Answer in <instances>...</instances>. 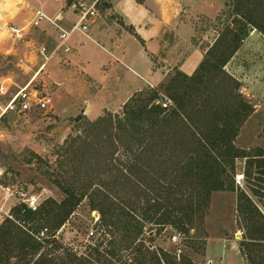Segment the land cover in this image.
<instances>
[{
	"label": "trees",
	"instance_id": "16d2710c",
	"mask_svg": "<svg viewBox=\"0 0 264 264\" xmlns=\"http://www.w3.org/2000/svg\"><path fill=\"white\" fill-rule=\"evenodd\" d=\"M227 5L232 7V21L192 75L178 70L162 84L163 92L152 89L133 95L122 114L94 121L82 113L74 118L87 129L58 150L56 182L64 198H48L36 210L24 203L15 207L16 219H7L0 226V264H55L49 258L53 250L48 246L85 199L100 213L111 239L114 232L121 235L125 242L118 248L137 256L139 264H196L187 254L152 250L144 243L145 234L166 226L183 236L188 234L197 219L202 221L214 192L238 188V158H249L250 175H264V152H248L237 146L240 130L254 106L241 91L240 81L225 68L251 30L264 35V0H231ZM101 127L109 134L105 146L102 136L95 133ZM95 141L102 143L99 161L88 160L85 168L74 174L66 167L72 153L82 150L84 154L85 147ZM159 158L163 163L160 171L154 165ZM252 193L258 195L257 191ZM237 211L245 231L241 252L248 264H264V212L242 189ZM36 219L44 220L47 230V226L52 228L44 235V253L42 243L27 231ZM14 249L17 258L9 254ZM110 249L107 255L111 258L97 260L113 264L111 259L118 254L115 247ZM78 261L89 264L88 260Z\"/></svg>",
	"mask_w": 264,
	"mask_h": 264
},
{
	"label": "rangeland",
	"instance_id": "374dc122",
	"mask_svg": "<svg viewBox=\"0 0 264 264\" xmlns=\"http://www.w3.org/2000/svg\"><path fill=\"white\" fill-rule=\"evenodd\" d=\"M77 1L80 0H0V85L9 83L14 87H24L39 84L40 89L52 92L54 97V106L49 111L7 114L0 119V226L7 219H16L14 209L20 204L21 190L37 196L38 207L43 206L48 198L58 201L64 198V193L56 182L59 172L56 170L59 161L58 150L69 138L85 134L86 125L74 121V118L84 114L83 111L78 112L84 103L83 99L96 88L85 80L81 82L76 75V78L67 75L64 72L66 64L53 63L44 56V45L50 52L55 49L57 43V40L53 41L54 34L50 35L48 31V27L52 26L49 22H43L39 27H27L21 38H16L10 27L26 26L37 10L44 9V2L55 7L61 4L63 11L71 13L73 4ZM230 1L226 0L219 8L216 7L211 16L207 10L206 14L203 10L192 12L188 24H191L194 34L191 37L171 35L167 40V47L155 59L157 66H167L166 70H169L164 79L155 87L144 86L134 95L152 89L163 92L162 84L167 83L179 70L178 66L190 50L201 47L203 51H207L233 19L232 7L227 5ZM103 7V0H98V14ZM252 32L256 34L251 36ZM48 35L51 36L50 41H47ZM225 68L240 81L241 91L254 106V112L240 130L237 146L248 152H264V35L256 29L251 30ZM123 110L124 105L117 111L106 110L97 118L85 116L94 121L109 115L122 114ZM95 133L99 137L102 136L103 145H107V142H104L109 138L106 128H98ZM102 143L97 144L95 141L93 146L85 147L84 154L82 150L74 151L72 156L68 157L66 167L76 174L75 170L85 168L88 160H92V163L99 161L103 154L100 148ZM160 159L154 164L155 169L159 171L163 168ZM171 164L169 163L170 166ZM248 167L249 158L236 160V173H244L245 181L242 185L236 181L238 188L235 191L214 192L203 210L202 221L197 219L196 227L188 234L184 232L180 242L172 240V236L179 232L172 226H166L161 231L155 227L153 233L147 232L143 238L144 243L152 250L164 249L172 254H187L196 264H248L247 257L242 252L244 261L233 251H228V257L224 260V251L230 248L234 241H237L240 249L245 232L240 226L242 219L237 211L240 190H247L264 212V175H250ZM251 189L257 191L258 195L255 196ZM32 226L27 231L42 243L41 253H44V241L47 240L39 237L42 230L49 234L52 228L47 226V230L44 220L40 219H36ZM108 233L102 225L100 213L93 210L85 199L56 232V239L48 246L53 250L49 258L51 261L55 260V264H80L78 260H88L89 264H106L101 260L107 256L111 258L107 251L115 247L118 255L111 259L113 264H139V260L135 259L137 256H130L118 248L125 242L121 241V235L114 232V239H111ZM9 254L14 258L19 257L15 249ZM99 257L104 258L97 260Z\"/></svg>",
	"mask_w": 264,
	"mask_h": 264
},
{
	"label": "crops",
	"instance_id": "0c3cea01",
	"mask_svg": "<svg viewBox=\"0 0 264 264\" xmlns=\"http://www.w3.org/2000/svg\"><path fill=\"white\" fill-rule=\"evenodd\" d=\"M225 1L103 0L104 7L92 23L88 35L73 32L67 41L70 51L53 49L49 52H54L49 61L66 64L64 72L67 75L73 78L76 75L81 82L85 80L96 86L93 93L86 94L78 112L83 111L88 117L97 118L106 110L122 108L144 86H157L169 71L167 66L155 64L158 54L167 47V40L171 35L191 37L194 30L188 24L190 14L198 10L206 14L207 10L211 16L215 8ZM43 11L52 17L62 12L65 27H69L74 19L73 10L66 13L61 4L55 7L44 2ZM48 29L50 35L54 34L53 41H56L58 30L53 25ZM255 34L252 32L251 36ZM50 35L47 41L51 40ZM205 52L201 47L190 50L178 69L192 75L203 61ZM74 107L78 109L76 105ZM228 251L235 252L244 261L237 241L224 251V260Z\"/></svg>",
	"mask_w": 264,
	"mask_h": 264
},
{
	"label": "built area",
	"instance_id": "2783aa9c",
	"mask_svg": "<svg viewBox=\"0 0 264 264\" xmlns=\"http://www.w3.org/2000/svg\"><path fill=\"white\" fill-rule=\"evenodd\" d=\"M59 1V0H58ZM98 0H91L90 2L80 0L74 2L73 12L74 19L69 27L63 26L64 16L59 12L56 16H49L43 10H37L35 16L24 27H10V31L16 38H21L27 27H39L43 22H49L58 30V39L55 50L70 51L68 39L70 35L77 31L88 35L92 23L98 16L97 11ZM37 50V48H35ZM54 50V51H55ZM54 53V52H52ZM51 53L44 45V56L49 60ZM23 61V60H22ZM54 106L53 93L39 88V84H32L30 86H16L13 84L4 83L0 85V119L7 114H26L35 111H49ZM245 174L240 173L236 175V181L242 185L245 181ZM10 190V188H8ZM20 203L26 204L29 208L36 210L38 208V197L29 195L24 190L19 192ZM45 231H41V237H44ZM182 234L176 233L172 236L174 242L182 240Z\"/></svg>",
	"mask_w": 264,
	"mask_h": 264
}]
</instances>
